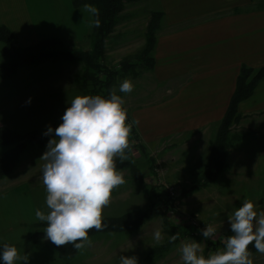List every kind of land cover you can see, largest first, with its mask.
<instances>
[{"label":"rangeland","instance_id":"obj_1","mask_svg":"<svg viewBox=\"0 0 264 264\" xmlns=\"http://www.w3.org/2000/svg\"><path fill=\"white\" fill-rule=\"evenodd\" d=\"M71 11L70 17L81 41L79 42L76 36H70L64 39L66 43L62 49L89 52L92 48L90 34L93 16L83 6L71 7ZM156 11H159L157 0H139L125 6L123 19L107 41L105 63L108 66L119 70L122 61L133 58L135 59L133 62L141 63L135 57L146 46V31L152 14ZM0 44L3 45L1 41ZM153 56L155 57V50ZM1 58L3 62L4 58L0 53ZM83 67L84 64L77 61H47L32 67H21L13 81L8 82L5 79H3L5 83L0 81V91L5 93L4 100H1L5 117L0 115V119L10 121V129L21 134L31 131L44 133L48 126L53 128L62 120L72 99L78 95H91L92 86L87 88L79 83ZM139 69L138 75L119 74L116 79L117 94L126 101L128 122L137 120L138 124L132 127L129 137L131 151L127 152L126 160L133 165L117 167L118 170H123L126 182L113 190L111 203L103 210V218L123 216L132 211H145L154 205L166 211V218L159 215L134 230L90 236L91 246L79 250L76 257L77 262L81 264L87 262L85 258L94 246L96 247L92 251L99 250L100 258L96 264H119L120 255L137 256L138 264H181L179 249L184 242L191 240L204 245V255L207 257L209 252L224 248L222 238L232 232L228 214L241 207L244 199H250L264 209L263 165L257 166L254 160L258 156L252 151V143L257 142L256 137H261V134L259 143L260 149L263 150L264 134H257L258 131L254 132L253 127L264 129V117L248 119L242 116L233 125L232 145H235V148L219 177L204 184L203 172L220 122L204 126L192 133L181 125L174 130L175 118L171 116L172 112L170 115L167 113L164 115V110L168 108L171 110L175 104L171 101L172 98L186 90L188 87L186 84L192 76L190 71L184 70V74L173 78L172 70L160 76L165 70L156 69V63L153 68ZM27 78L37 79L36 84ZM126 78L131 79L135 85L134 91L130 94L119 92V84ZM12 87L13 90L18 88L22 94L15 95L16 98L10 93L7 94L11 92L9 88ZM27 88H30L32 93L29 97L23 93ZM19 107L28 112L30 107L32 108L33 114L37 117L32 121L38 125L37 129L33 130V122L29 125L18 120L22 123L23 129H27L25 132L21 131L19 123L12 124L13 111ZM48 110L52 111V118L48 117ZM25 120L29 121L30 118L26 117ZM46 150L47 144L41 146L33 142L26 143L20 161L13 170L20 169L19 171L23 172L25 169L18 175L19 180H23L24 176L32 179L34 177V199L39 209L45 211L46 190L40 179L44 161L40 158ZM116 161L121 162L119 159ZM10 174L0 179V186L10 183L7 182L11 178L8 177ZM17 182L23 183L15 181ZM167 186H174L177 191L176 199L170 207H166L163 202L165 198H169ZM170 210H173V213ZM209 223L217 227V237L205 240L198 230L205 228ZM156 227L162 228L163 231L164 241L161 244H156L152 238L153 229ZM176 233H179L178 239L169 243L168 238ZM109 244L108 250L104 246Z\"/></svg>","mask_w":264,"mask_h":264},{"label":"crops","instance_id":"obj_2","mask_svg":"<svg viewBox=\"0 0 264 264\" xmlns=\"http://www.w3.org/2000/svg\"><path fill=\"white\" fill-rule=\"evenodd\" d=\"M157 5L164 16L157 34L156 69L165 70L160 76L168 74V70H172L173 78L184 74V70H189L192 75L186 90L172 98L175 104L171 110H164V115L172 112L171 116L176 122L174 130L181 125L190 133L220 122L235 91L241 66H264V0H157ZM71 7H74L72 0H0V26H7L22 47L54 38L65 44L64 39L70 36H76L80 42L70 17ZM2 48L0 44V53ZM0 79L5 83L4 78ZM13 79L5 80L9 82ZM27 80L37 82L33 78ZM9 89L11 92L7 94L14 98L22 94L18 88ZM2 92L0 115L5 117L1 104L5 93ZM23 93L26 97L32 94L30 88ZM29 110L19 107L12 114V124L19 123L23 132L27 129H23L18 120L29 125L33 122V130L38 126L32 121L37 118L32 108ZM47 112V116L52 118V111ZM239 113L248 119L264 117V79L259 82L253 95L240 103ZM26 117L30 120H25ZM9 122L0 119V127L11 128ZM255 127L254 132L264 134L263 128L257 130ZM261 137L257 136V142L252 143V151L258 156L254 162L257 166L262 164L264 172V147L261 150L259 143ZM234 148L235 145H232L228 151L227 160ZM19 170L8 176L11 177L7 181L10 183L0 186V252L4 244H9L16 246L21 254L28 255L27 264H68L58 256L54 244L46 237L40 241L33 239L36 232H44L46 226L43 224L46 222H40L35 217L39 207L34 199V177L24 176L23 180H19L18 175L25 169L23 172ZM109 246L104 247L108 249ZM91 251L84 264H96L100 260L99 250ZM251 259L253 264H264V254L257 251L251 252ZM77 260L72 264H81ZM0 264L4 262L0 260Z\"/></svg>","mask_w":264,"mask_h":264},{"label":"clouds","instance_id":"obj_3","mask_svg":"<svg viewBox=\"0 0 264 264\" xmlns=\"http://www.w3.org/2000/svg\"><path fill=\"white\" fill-rule=\"evenodd\" d=\"M83 8L96 17L93 24L99 27V9L91 4ZM134 88L128 78L119 84L120 93L130 94ZM125 104L115 86L108 98L78 95L66 108L62 123L55 129L48 126L44 133H54L40 158L44 161L40 179L46 190V211L37 209L35 217L46 222L45 236L56 246L72 244L82 250L92 244L89 230L107 227L103 210L111 203L113 190L126 182L115 161L128 159L130 133L138 124L137 120L128 122ZM228 220L233 234L222 238L223 249L209 252L206 257L201 242H184L179 249L181 264H253L249 245L264 254V209L258 203L244 199L241 207L228 214ZM198 231L210 240L217 237L218 229L209 223ZM178 236L171 235L169 243ZM152 238L156 244L163 243L162 228H154ZM28 259L14 245L2 246L0 260L4 264H27ZM119 264H138V257L120 255Z\"/></svg>","mask_w":264,"mask_h":264},{"label":"trees","instance_id":"obj_4","mask_svg":"<svg viewBox=\"0 0 264 264\" xmlns=\"http://www.w3.org/2000/svg\"><path fill=\"white\" fill-rule=\"evenodd\" d=\"M139 0H72L74 7H82L84 4L94 5L99 9L100 26L95 27L93 24L90 38L92 40L91 50H65L62 49L64 43L60 40L45 39L35 45L22 47L16 42L15 35L7 26H0V41L3 43L2 56L4 61L0 63V77L9 79L14 77L21 67H32L47 61H77L84 64L79 83L84 87L92 86L91 95H101L109 97L111 89L117 84L119 74L140 73V67L149 69L155 66V57L153 52L157 43V31L160 29L161 20L164 16L162 11L153 12L151 21L146 31L147 43L144 50L139 53L135 60L126 59L121 62L120 69L108 66L105 63L107 54V41L114 33L115 28L123 19L122 13L127 4L136 3ZM93 16V15H92ZM96 19L93 16V21ZM139 69V70H138ZM264 79V66L253 68L248 65H242L237 76L235 91L230 100L228 109L218 125L217 132L213 141L210 156L207 160L203 172V183L207 184L215 181L223 172L227 164L228 148L234 142L232 135L233 125L237 123L242 115L239 113L240 103L252 96L259 82ZM62 120L53 126L58 127ZM45 133V132H44ZM42 132L31 131L26 133H17L12 129L0 127V179L10 174L18 165L26 143L33 142L45 146L52 136H46ZM116 162V166L132 167L131 162ZM170 196L163 201L166 207L173 204ZM165 212V213H164ZM166 211L160 206H152L145 211H132L123 216L104 217L103 223L107 225L102 231L95 229L89 230V237L98 233L105 232H123L139 228L143 223L159 215L165 217ZM166 218V217H165ZM167 222V221H166ZM46 226V223L43 224ZM230 232L227 236L232 235ZM44 232H36L33 235L35 241L42 240ZM60 258L68 264L77 257L79 251L72 244L65 246L54 245ZM249 251L254 252L256 249L249 245Z\"/></svg>","mask_w":264,"mask_h":264},{"label":"built area","instance_id":"obj_5","mask_svg":"<svg viewBox=\"0 0 264 264\" xmlns=\"http://www.w3.org/2000/svg\"><path fill=\"white\" fill-rule=\"evenodd\" d=\"M166 190L168 192V195L172 198V199H176L177 196V191L176 188L174 186H167ZM173 213V210H170Z\"/></svg>","mask_w":264,"mask_h":264}]
</instances>
